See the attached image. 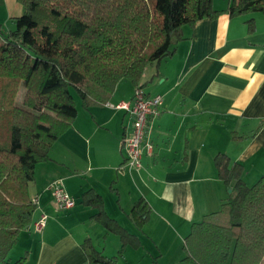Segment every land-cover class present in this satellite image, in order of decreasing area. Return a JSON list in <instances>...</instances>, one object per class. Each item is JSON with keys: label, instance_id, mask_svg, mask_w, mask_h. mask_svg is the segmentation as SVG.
<instances>
[{"label": "crops", "instance_id": "1", "mask_svg": "<svg viewBox=\"0 0 264 264\" xmlns=\"http://www.w3.org/2000/svg\"><path fill=\"white\" fill-rule=\"evenodd\" d=\"M230 2L214 0L215 10L223 13L184 27L175 54L146 69L140 85L149 95L161 96L164 105L151 124L152 150H144L142 169L126 167L123 144L132 117L116 108L132 106V82L122 80L104 107L86 110L76 101L73 126L51 148V160L36 166L30 195L38 208L11 259L90 264L82 247L87 239L104 256L117 257L120 238L92 219L93 208L81 204L83 194L94 190L108 215L142 242L138 250L127 248L118 264H182L192 226L220 211L229 199L216 156L223 153L242 164L248 186L264 176V15L252 17L256 30L249 33L247 16L227 12ZM23 13L17 0H0L5 30L13 29V20ZM56 181L75 199L72 210L57 209L52 193ZM140 198L152 210L142 231L128 217ZM43 215L46 227L37 232L34 224Z\"/></svg>", "mask_w": 264, "mask_h": 264}, {"label": "trees", "instance_id": "2", "mask_svg": "<svg viewBox=\"0 0 264 264\" xmlns=\"http://www.w3.org/2000/svg\"><path fill=\"white\" fill-rule=\"evenodd\" d=\"M17 1L24 13L13 29L0 24V264L27 260L8 257L38 208L30 195L36 166L51 160V148L78 117L74 91L88 110L107 105L124 79L143 87L146 69L175 54L184 27L223 13L214 0ZM227 12L264 15V0H231ZM247 24L254 33L255 21ZM215 165L232 193L220 211L192 226L182 264H264V176L248 186L245 167L223 153ZM81 204L121 241L118 256L109 258L87 239L90 264H118L127 248L142 247L108 215L96 191L85 192ZM151 213L140 198L128 217L142 231Z\"/></svg>", "mask_w": 264, "mask_h": 264}, {"label": "built area", "instance_id": "3", "mask_svg": "<svg viewBox=\"0 0 264 264\" xmlns=\"http://www.w3.org/2000/svg\"><path fill=\"white\" fill-rule=\"evenodd\" d=\"M163 105L164 99L161 96H151L143 87H137L131 107L126 103L116 106L117 109L129 111L132 117V127L123 144L127 157L126 167L129 170L143 168V152L145 149L150 152L152 150V144L148 139L151 124L160 116ZM52 193L59 211L66 212L76 207L75 199L69 195L61 181L53 183ZM32 201L34 204H38L37 199ZM46 223L47 216L43 215L35 222L34 229L37 232H42Z\"/></svg>", "mask_w": 264, "mask_h": 264}, {"label": "rangeland", "instance_id": "4", "mask_svg": "<svg viewBox=\"0 0 264 264\" xmlns=\"http://www.w3.org/2000/svg\"><path fill=\"white\" fill-rule=\"evenodd\" d=\"M257 14H259V15H263V14H261V13H254V14H249V15H245V16H247L248 17V20L250 21V20H252V17H254V15H257ZM251 15V16H250ZM74 97H75V100L77 101V102H81V99H80V97L77 95V93L74 91ZM14 249V248H13ZM12 252V251H11ZM11 252H10V254H9V257H8V262L9 263H15V262H17L19 259H21V257L20 258H18V259H11L12 258V256H11ZM11 261V262H10Z\"/></svg>", "mask_w": 264, "mask_h": 264}, {"label": "water", "instance_id": "5", "mask_svg": "<svg viewBox=\"0 0 264 264\" xmlns=\"http://www.w3.org/2000/svg\"><path fill=\"white\" fill-rule=\"evenodd\" d=\"M230 193H232V190H229Z\"/></svg>", "mask_w": 264, "mask_h": 264}]
</instances>
